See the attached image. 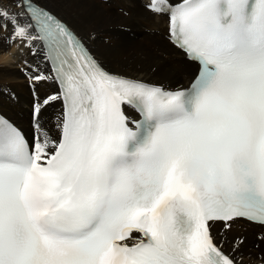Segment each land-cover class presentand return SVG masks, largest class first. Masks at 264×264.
<instances>
[{
	"label": "snow or ice",
	"instance_id": "6c2138e0",
	"mask_svg": "<svg viewBox=\"0 0 264 264\" xmlns=\"http://www.w3.org/2000/svg\"><path fill=\"white\" fill-rule=\"evenodd\" d=\"M15 7L3 43L43 59L20 69L32 134L0 117V264H235L213 227L264 225V0H150L196 66L174 90L109 73L41 0Z\"/></svg>",
	"mask_w": 264,
	"mask_h": 264
},
{
	"label": "bare ground",
	"instance_id": "6f19581e",
	"mask_svg": "<svg viewBox=\"0 0 264 264\" xmlns=\"http://www.w3.org/2000/svg\"><path fill=\"white\" fill-rule=\"evenodd\" d=\"M149 2L150 0H41L44 7L64 19L79 34L109 70L131 74L133 76L129 77L145 81H157L166 87L182 86L191 78L196 66L170 44L167 38V16L149 11L146 7ZM15 4L16 0H0V8L12 12L17 10ZM118 8L127 11V15L120 14L118 11L123 10H117ZM11 32V25L6 32L0 29V111L9 118H15V123L30 136L33 132L31 113L35 96L32 86H28L29 81L20 69L24 66L22 61L25 58L33 65L43 58L33 57L28 54L27 49L18 48L16 44L9 47L3 43ZM41 69L44 70L43 64ZM55 90L57 86L51 82L40 83L35 89L41 99ZM61 112L60 102L46 106L42 111L41 119L46 129L55 121L53 131L49 130L53 136L57 134L56 117ZM247 225L248 229L242 227ZM220 227H223L222 224H215L213 232L221 234L218 238L225 240V250L233 255L238 264H264V241L259 242L253 237L255 230L263 229L264 226L235 220L226 233ZM237 238H243L244 242L233 253L231 250Z\"/></svg>",
	"mask_w": 264,
	"mask_h": 264
},
{
	"label": "rangeland",
	"instance_id": "374dc122",
	"mask_svg": "<svg viewBox=\"0 0 264 264\" xmlns=\"http://www.w3.org/2000/svg\"><path fill=\"white\" fill-rule=\"evenodd\" d=\"M105 3H107V2H105ZM117 10H123V12H120V11H118L120 14H122V15H124V16H126L127 15V11H125L124 9H117ZM138 27V26H137ZM143 26H140V27H138V28H142ZM142 34V33H141ZM139 35V36H142V35ZM131 36H133V35H131ZM106 68L107 69H110V68H108L107 66H106ZM112 70V69H111ZM113 71H115V70H113ZM118 72V71H117ZM118 74H121V75H126V76H133V75H131V74H127V73H120V72H118ZM147 81V80H146ZM151 81V80H150ZM156 83H157V81H155ZM28 84V86H30V83H27ZM161 84V83H160ZM179 85H181V84H179ZM179 87V86H178ZM14 122H16V119L15 118H13V117H10ZM54 123H55V121L50 125V127H48V130H52L53 131V126H54ZM244 224V223H243ZM249 225H247V226H242V227H245V228H247ZM222 230H224L223 229V227H220ZM244 228V229H245ZM248 229V228H247ZM227 231H230V229L229 230H227ZM245 231H246V229H245ZM255 231H257V230H255ZM257 233H258V236L260 237V236H264V228L263 229H260V230H258L257 231ZM231 254V253H230ZM231 256H233L232 254H231Z\"/></svg>",
	"mask_w": 264,
	"mask_h": 264
},
{
	"label": "trees",
	"instance_id": "16d2710c",
	"mask_svg": "<svg viewBox=\"0 0 264 264\" xmlns=\"http://www.w3.org/2000/svg\"><path fill=\"white\" fill-rule=\"evenodd\" d=\"M258 231V230H257ZM255 231V234L253 235L254 239L258 240L259 242H263L264 240H260L258 237V233ZM258 236V237H257Z\"/></svg>",
	"mask_w": 264,
	"mask_h": 264
},
{
	"label": "clouds",
	"instance_id": "9594fccd",
	"mask_svg": "<svg viewBox=\"0 0 264 264\" xmlns=\"http://www.w3.org/2000/svg\"><path fill=\"white\" fill-rule=\"evenodd\" d=\"M6 55H10V54H6Z\"/></svg>",
	"mask_w": 264,
	"mask_h": 264
}]
</instances>
